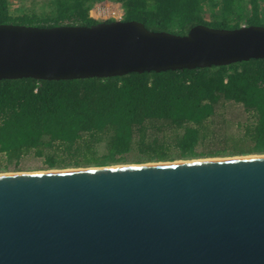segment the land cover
I'll use <instances>...</instances> for the list:
<instances>
[{"label": "water", "instance_id": "1", "mask_svg": "<svg viewBox=\"0 0 264 264\" xmlns=\"http://www.w3.org/2000/svg\"><path fill=\"white\" fill-rule=\"evenodd\" d=\"M264 59V27L0 25V81ZM0 264H264V155L0 175Z\"/></svg>", "mask_w": 264, "mask_h": 264}, {"label": "trees", "instance_id": "2", "mask_svg": "<svg viewBox=\"0 0 264 264\" xmlns=\"http://www.w3.org/2000/svg\"><path fill=\"white\" fill-rule=\"evenodd\" d=\"M120 4L123 21L187 35L264 27V0H49L13 10L0 25L92 26L91 10ZM108 20L105 22H112ZM264 155V59L193 70L70 81H0L2 170L39 159L47 170Z\"/></svg>", "mask_w": 264, "mask_h": 264}, {"label": "rangeland", "instance_id": "3", "mask_svg": "<svg viewBox=\"0 0 264 264\" xmlns=\"http://www.w3.org/2000/svg\"><path fill=\"white\" fill-rule=\"evenodd\" d=\"M13 10L20 9L28 12H37L40 13L41 11L46 9V6L49 3V0H11ZM116 12L118 18L121 13V8L119 4H113V3H104V4H97L94 6V8L91 10V13L95 16H98L99 13H102L104 20H119L112 18L111 14L112 12ZM102 22V21H101ZM205 159H215V158H203L200 160ZM133 165V164H128ZM116 166H125V165H116ZM4 167V163L0 161V175L1 174H23V173H37V172H44V171H50L47 170L45 165L41 162L39 159H27L20 163L19 166H17L19 171L14 170L13 166H11L7 170H2L1 168ZM69 169H77V168H69Z\"/></svg>", "mask_w": 264, "mask_h": 264}, {"label": "built area", "instance_id": "4", "mask_svg": "<svg viewBox=\"0 0 264 264\" xmlns=\"http://www.w3.org/2000/svg\"><path fill=\"white\" fill-rule=\"evenodd\" d=\"M109 1H105V2H102V3H98V4H104V3H108ZM110 3H113V2H110ZM113 4H117V3H113ZM97 5V4H96ZM95 5V6H96ZM120 5V4H119ZM120 8H121V13H120V16L118 17V18H116L117 17V13L114 11V12H112V14H111V16H112V18H115V19H119V20H116V21H123L124 20V15H125V13H124V10H123V8L121 7V5H120ZM90 16L94 19V20H96V21H99V22H105V21H103L104 20V17H103V15H102V13H99V15L98 16H95V15H93L92 13H90ZM114 21V20H113Z\"/></svg>", "mask_w": 264, "mask_h": 264}, {"label": "bare ground", "instance_id": "5", "mask_svg": "<svg viewBox=\"0 0 264 264\" xmlns=\"http://www.w3.org/2000/svg\"><path fill=\"white\" fill-rule=\"evenodd\" d=\"M45 172V171H44ZM37 173H42V172H37ZM14 174V173H13ZM24 174V173H23ZM1 175H11V174H1Z\"/></svg>", "mask_w": 264, "mask_h": 264}]
</instances>
